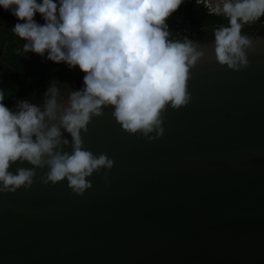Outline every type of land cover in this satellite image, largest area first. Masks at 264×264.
Listing matches in <instances>:
<instances>
[{"label": "water", "instance_id": "95a60500", "mask_svg": "<svg viewBox=\"0 0 264 264\" xmlns=\"http://www.w3.org/2000/svg\"><path fill=\"white\" fill-rule=\"evenodd\" d=\"M249 37L240 71L219 64L215 40L190 44L203 53L189 68L192 99L166 106L162 137L126 132L111 106L93 117L83 148L114 166L87 177L82 196L66 178L42 183L47 166L30 189L0 193V264H264V35ZM83 88L57 102L48 127ZM60 131L56 150L71 154ZM21 167L35 166L9 171Z\"/></svg>", "mask_w": 264, "mask_h": 264}, {"label": "clouds", "instance_id": "9594fccd", "mask_svg": "<svg viewBox=\"0 0 264 264\" xmlns=\"http://www.w3.org/2000/svg\"><path fill=\"white\" fill-rule=\"evenodd\" d=\"M182 0H0L18 22L14 33L28 41L24 51L54 62L78 66L85 74L84 88L70 94L69 107L59 117V126L48 127L45 118L57 119L58 89H49L43 111L23 102L17 111L3 103L0 93V193H15L34 183L36 168L48 167L44 184L68 181L79 196L92 187L86 178L101 169H112L113 159L95 156L83 148L81 130L88 131L93 117L111 106L112 116L126 132H137L149 141L163 136L162 112L167 105L179 109L190 103L187 91L189 68L203 53L189 43L168 39L167 18ZM229 26L214 33L215 55L221 65L240 71L249 67L246 50L252 39L242 27L264 17V0H223L215 6ZM39 13L45 23L38 24ZM73 138V152L62 153L61 131ZM156 135L150 136L149 133ZM35 137V139H33ZM64 144L68 141L64 140ZM55 150V151H54ZM17 161L34 168L9 171ZM108 174L105 173V176Z\"/></svg>", "mask_w": 264, "mask_h": 264}, {"label": "trees", "instance_id": "16d2710c", "mask_svg": "<svg viewBox=\"0 0 264 264\" xmlns=\"http://www.w3.org/2000/svg\"><path fill=\"white\" fill-rule=\"evenodd\" d=\"M15 19L10 10L0 8V27ZM34 19L38 24L45 23L39 13ZM15 24L0 33V93L4 95L6 107H18L23 102L43 103L49 98L50 88L55 87L60 92L84 75L78 66L49 60L47 52L43 55L25 52L24 45L28 41L14 33ZM227 26L228 18L222 13L209 12L203 0H182L179 8L166 20L168 39L189 44L215 40V31ZM242 35H264V17L244 25Z\"/></svg>", "mask_w": 264, "mask_h": 264}, {"label": "flooded vegetation", "instance_id": "af4514ba", "mask_svg": "<svg viewBox=\"0 0 264 264\" xmlns=\"http://www.w3.org/2000/svg\"><path fill=\"white\" fill-rule=\"evenodd\" d=\"M84 76H81L76 82H73L69 88L67 89H63L62 91L58 92V95L56 96V101L58 102L59 100H61L64 96H66L68 93H70L72 90H74L75 88L79 87L80 85H82L84 83ZM49 91V90H48ZM47 91V92H48ZM47 101L37 104L35 106L39 107L41 110H43L45 108ZM12 111H17L18 107H10L9 108Z\"/></svg>", "mask_w": 264, "mask_h": 264}, {"label": "rangeland", "instance_id": "374dc122", "mask_svg": "<svg viewBox=\"0 0 264 264\" xmlns=\"http://www.w3.org/2000/svg\"><path fill=\"white\" fill-rule=\"evenodd\" d=\"M206 4L209 5L212 11H215V6L217 4H222L223 0H205Z\"/></svg>", "mask_w": 264, "mask_h": 264}, {"label": "built area", "instance_id": "2783aa9c", "mask_svg": "<svg viewBox=\"0 0 264 264\" xmlns=\"http://www.w3.org/2000/svg\"><path fill=\"white\" fill-rule=\"evenodd\" d=\"M198 1L200 2V1H202V0H198ZM203 1H204V4L207 6L209 12H215V11H212V10H211V8L209 7V5L206 4L205 0H203Z\"/></svg>", "mask_w": 264, "mask_h": 264}]
</instances>
